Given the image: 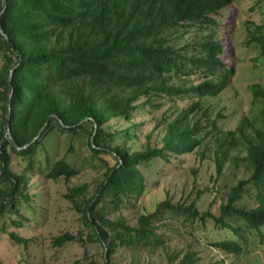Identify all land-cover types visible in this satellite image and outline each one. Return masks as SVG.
<instances>
[{
  "label": "trees",
  "instance_id": "obj_1",
  "mask_svg": "<svg viewBox=\"0 0 264 264\" xmlns=\"http://www.w3.org/2000/svg\"><path fill=\"white\" fill-rule=\"evenodd\" d=\"M234 1L0 0L5 35L0 34V234L27 245V238L7 228L28 226L21 209L32 208L27 187L32 173L66 182L78 174L67 156L53 161L50 154L53 137L67 134L85 136L88 159H98L105 172L92 193L83 184L64 196L92 235L64 234L54 245L105 243L103 264H117L113 255L119 247L165 251L171 238L187 236L190 243L166 254V264L176 259V264H203V258L221 264L214 255L198 256L199 244L185 231L207 220L230 235L211 241L213 251L242 258L255 241L263 244L264 88L247 86L251 109L234 130L217 125L223 115L214 107L235 73L222 28ZM248 35L246 43H255L263 56L264 29ZM165 103L170 114L154 123L151 112ZM147 123L153 126L145 145L129 151L126 142L139 139ZM211 140L216 214L210 208L199 212L201 196L213 191L208 187L193 188L192 198L182 202L164 199L151 212L140 209L148 188H157L146 178L158 172L157 162L169 167L190 153L202 160ZM239 145L244 155L235 153ZM13 163L20 168L14 173ZM238 171L245 177L231 182ZM129 198L139 208L136 226L106 216Z\"/></svg>",
  "mask_w": 264,
  "mask_h": 264
},
{
  "label": "rangeland",
  "instance_id": "obj_2",
  "mask_svg": "<svg viewBox=\"0 0 264 264\" xmlns=\"http://www.w3.org/2000/svg\"><path fill=\"white\" fill-rule=\"evenodd\" d=\"M225 45H228L227 56L234 64L235 73L231 85L225 89L220 97L215 99V112L221 111L222 118L217 125L223 130H234L242 117L248 115L251 109V94L247 91V86L258 83L264 88V55L261 56L255 43L246 42L249 40V32H255L257 28L264 29V0H235L232 6L226 11L224 16ZM185 40L180 41V45ZM179 107L183 102L177 103ZM169 103H165L159 110H153L151 121L154 123L162 119L164 114L169 115ZM137 117V116H134ZM2 115L0 114V121ZM138 120V118H135ZM143 120L148 121L145 116ZM202 124L205 120L202 118ZM152 124L147 123L142 128L139 139L126 142L125 146L129 151L142 149L145 145L146 135L151 132ZM153 132L152 140H154ZM50 145L52 160L67 156L78 174L68 182L63 177L57 180L47 178L45 172L32 173L28 183V194L32 196L30 207L22 208L21 212L29 218L28 226L20 230L8 227L7 231L17 233L20 237L27 238V245L19 244L10 239L7 233L0 234V260L3 264H103L105 261V243L102 247L99 243L82 242L80 240L68 241L61 246L54 245L56 237L69 234L77 236L82 232L83 238L91 236L92 231L80 220V213L64 197L68 189L73 186L87 184L90 193L96 183L103 179L105 167L98 159H88L90 154L86 144L85 136L71 137L67 134H56ZM116 144V141H114ZM69 146L72 151L68 152ZM213 141H209L208 149L205 151L204 159L200 156L180 155L176 157L169 167H164L162 162H157V171L146 174V178L151 183H156L157 188H148V192L142 198L141 210L151 212L156 203L166 199L171 203L182 202L184 199L192 198V189L208 187L212 188L211 178L215 176ZM244 151L239 145L235 153ZM15 163L12 164V172L19 171ZM224 173L229 175V170L224 168ZM245 174L237 172L235 182L244 178ZM218 185V184H217ZM212 192H207L201 196L202 202L199 212L210 208L211 213L216 214L219 199L215 198L216 187ZM215 201L212 206L210 203ZM251 204V203H250ZM139 215V208L134 199L129 198V202H124L119 210L111 207L107 211V217L114 219L121 216L126 223L136 226ZM211 220H207L204 225L193 222L187 226L185 231L193 234L192 241H196L199 246L194 248L197 255L204 257L214 255L216 260H222L221 264H264V243L255 241L249 245L248 253L242 258L223 255L220 251H213L210 246L211 241L230 237L227 229L214 227ZM256 238V237H255ZM253 238V239H255ZM190 237L184 239L171 238L166 250L161 249H135L117 248L113 257L117 264H166V254H172L174 250L189 244ZM193 250V246H192ZM177 259L169 264H176ZM201 263L207 264L202 259Z\"/></svg>",
  "mask_w": 264,
  "mask_h": 264
},
{
  "label": "water",
  "instance_id": "obj_3",
  "mask_svg": "<svg viewBox=\"0 0 264 264\" xmlns=\"http://www.w3.org/2000/svg\"><path fill=\"white\" fill-rule=\"evenodd\" d=\"M0 34L3 35V36H5L4 33H3L2 30H1V26H0ZM10 72H11V71H10ZM9 76H11V74H10ZM9 113H10V111L8 110V116H9ZM45 125H46V123H45ZM41 131H42V129L39 131L37 137L41 134ZM6 134L8 135L9 138L11 137V136H10V132H9V124H7ZM37 137H36V138H37ZM91 140H92V139H91Z\"/></svg>",
  "mask_w": 264,
  "mask_h": 264
}]
</instances>
